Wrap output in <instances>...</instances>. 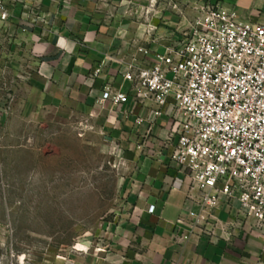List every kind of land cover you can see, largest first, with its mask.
Wrapping results in <instances>:
<instances>
[{
    "label": "crops",
    "instance_id": "obj_1",
    "mask_svg": "<svg viewBox=\"0 0 264 264\" xmlns=\"http://www.w3.org/2000/svg\"><path fill=\"white\" fill-rule=\"evenodd\" d=\"M205 1L20 0L14 6L0 37L11 40L25 73L19 113L30 117L49 107L90 117L131 159L114 219L93 240L78 243L86 251L68 249L49 264H264V229L224 199L192 226L189 211H199V190L169 157L177 141L169 111L153 117L157 104L135 101L124 76L179 40ZM215 1L241 19L264 23V0ZM105 87L126 91L128 99H103Z\"/></svg>",
    "mask_w": 264,
    "mask_h": 264
},
{
    "label": "built area",
    "instance_id": "obj_2",
    "mask_svg": "<svg viewBox=\"0 0 264 264\" xmlns=\"http://www.w3.org/2000/svg\"><path fill=\"white\" fill-rule=\"evenodd\" d=\"M18 2L0 0V31ZM124 76L132 82L135 101L157 104L153 117L169 111L177 134L169 157L199 190V211H189L192 226L199 227L202 212L224 199L264 229V23L206 0L179 40L157 53L152 64H135ZM102 98L117 104L128 93L105 87ZM24 260L19 256L17 264Z\"/></svg>",
    "mask_w": 264,
    "mask_h": 264
},
{
    "label": "rangeland",
    "instance_id": "obj_3",
    "mask_svg": "<svg viewBox=\"0 0 264 264\" xmlns=\"http://www.w3.org/2000/svg\"><path fill=\"white\" fill-rule=\"evenodd\" d=\"M13 52L0 37V264H49L114 219L131 159L90 117L21 115L25 73Z\"/></svg>",
    "mask_w": 264,
    "mask_h": 264
},
{
    "label": "bare ground",
    "instance_id": "obj_4",
    "mask_svg": "<svg viewBox=\"0 0 264 264\" xmlns=\"http://www.w3.org/2000/svg\"><path fill=\"white\" fill-rule=\"evenodd\" d=\"M78 248H80V249H83L82 247H80V246H77Z\"/></svg>",
    "mask_w": 264,
    "mask_h": 264
}]
</instances>
